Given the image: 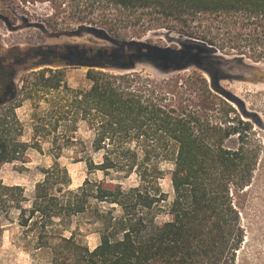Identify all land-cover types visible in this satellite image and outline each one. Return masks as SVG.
<instances>
[{
    "label": "trees",
    "instance_id": "obj_1",
    "mask_svg": "<svg viewBox=\"0 0 264 264\" xmlns=\"http://www.w3.org/2000/svg\"><path fill=\"white\" fill-rule=\"evenodd\" d=\"M86 1L88 24L70 36L87 33L110 46H50L0 58V85L8 86L0 96V167L25 162L31 146L19 140L21 102L15 103L14 84L16 67L28 61L51 67L32 72L31 90L23 91L32 100L42 93L47 102L42 116H34L33 147L41 151L53 135L56 147L30 208L22 204L27 200L21 187L3 186L0 201L15 205L23 228L39 226L47 264H237L247 233L243 201L263 146L231 124V112L233 122L239 116L230 104L241 108V116L261 121L223 87L240 79L227 72L224 56L238 49L247 57L243 43L252 31L264 35V0ZM77 13L84 20V12ZM144 21L159 28L173 21L192 39L173 46L144 42ZM139 63L174 76L155 79L137 71ZM67 68L88 69L90 86L71 88ZM9 125L16 128L13 136ZM81 126L91 134L89 142L77 137ZM65 149L87 169L76 189L60 163ZM132 179L136 184L126 186ZM165 179L171 194L161 185ZM56 226L62 228L58 234ZM89 236L97 238L94 246Z\"/></svg>",
    "mask_w": 264,
    "mask_h": 264
},
{
    "label": "rangeland",
    "instance_id": "obj_2",
    "mask_svg": "<svg viewBox=\"0 0 264 264\" xmlns=\"http://www.w3.org/2000/svg\"><path fill=\"white\" fill-rule=\"evenodd\" d=\"M88 3L86 0H0V58L8 52L15 50L29 51L35 53L39 48L68 45H90V46H110L103 40L97 39L87 33L81 36H70L71 32L77 31L81 25L88 24L86 11ZM84 20H78L79 14ZM77 13V14H76ZM164 23V21H163ZM160 23L142 22L139 31L144 33L142 41L152 42L158 45L173 46L177 41L191 40L187 30L173 21H165L164 27L159 28ZM144 28H146L144 30ZM243 30V29H242ZM244 29L241 34L249 32ZM251 41L243 43V51L248 55H239L238 49H228V55L224 56L229 61L225 69L233 77L239 80L224 81L223 87L236 96L244 105L245 111L252 116H257L261 124L255 123L252 117L241 116L242 110L239 106L230 104L231 108L237 112L239 120L233 122L235 117L231 112V124L236 126L243 135L255 136L262 143L263 154L259 162L253 186L244 197L243 221L246 226V241L238 254L237 264H264V35L261 30L252 31ZM183 37V39L181 38ZM185 38V39H184ZM222 39V36L220 37ZM201 41V40H195ZM253 41V42H252ZM235 45L234 41L232 42ZM253 44V45H251ZM236 46V45H235ZM215 49V48H214ZM230 50V51H229ZM219 56L223 53L217 52ZM261 56L259 62H253L248 57ZM35 60L23 63L16 67L14 84L17 87V97L15 103L21 102L17 108V115L23 125L20 142L31 145L27 151L25 162L16 161L5 163L0 167V192L3 186L21 187L24 190L25 201L23 206L30 208V202L34 197L35 187L44 179L46 170L54 163L56 147L53 145L54 135L48 137V141L42 144L39 151L33 147L34 140L33 125L36 118L42 116L47 108V102L40 93L34 100L25 96V86L27 92L31 90L28 81H33L32 72H37L51 67H34ZM86 68H67L65 70L66 81L71 88L87 89L90 82L87 79ZM137 71L143 72L155 79L163 80L171 78L174 74L165 75L159 69L148 63H139ZM192 71V70H190ZM190 71L185 72L187 74ZM184 74V73H183ZM25 80H27L25 82ZM3 83L0 85V94H4ZM38 105V110H35ZM215 112H210L214 114ZM5 114V107L0 109V118ZM34 116H37L36 118ZM11 135L16 133V128L8 127ZM91 134L84 126H81L77 137L89 142ZM234 136H237L234 135ZM41 139V136L39 138ZM235 140L229 143L234 146ZM73 153L65 149L62 153L60 163L66 167L72 179V189L78 188L87 177V169L84 164L74 163ZM170 170V165L163 167ZM136 184L135 179L130 180L126 186ZM163 189L171 194L172 187L170 181L165 179L161 182ZM11 198L20 199L18 192H11ZM19 210L5 200L0 201V264H47L48 254L40 249L39 226L33 229L23 228L20 224ZM62 228L54 227V232L58 234ZM68 235V233H67ZM91 246L97 243L95 236L88 237Z\"/></svg>",
    "mask_w": 264,
    "mask_h": 264
},
{
    "label": "flooded vegetation",
    "instance_id": "obj_3",
    "mask_svg": "<svg viewBox=\"0 0 264 264\" xmlns=\"http://www.w3.org/2000/svg\"><path fill=\"white\" fill-rule=\"evenodd\" d=\"M4 87V86H3ZM5 88V90H8V86L7 87H4ZM6 93H4V94H0V96H3L4 97V95H5ZM2 97V98H3Z\"/></svg>",
    "mask_w": 264,
    "mask_h": 264
}]
</instances>
